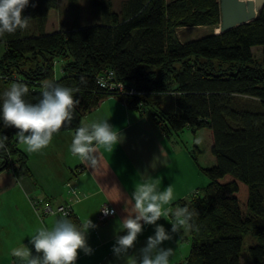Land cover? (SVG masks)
<instances>
[{
	"label": "trees",
	"instance_id": "trees-1",
	"mask_svg": "<svg viewBox=\"0 0 264 264\" xmlns=\"http://www.w3.org/2000/svg\"><path fill=\"white\" fill-rule=\"evenodd\" d=\"M69 1L74 6L76 0ZM89 1L100 9V22L81 26L77 19L47 32L57 0H30L22 11L30 18L28 29L0 47V80L27 85L31 103L40 99L44 80L78 89L76 117L60 130L75 128L108 95L135 110L153 108L166 135L210 129L214 164L200 166L193 156L208 182L172 204L173 211L196 213L189 254L177 264H243L245 236L254 238L247 247L250 264H264V54L252 51L264 47V7L247 23L183 41L179 28L219 25V0H126L119 14L109 0ZM107 69L136 92L98 86L96 77ZM17 131L0 122V135L8 137L0 171L13 166L19 178L30 170Z\"/></svg>",
	"mask_w": 264,
	"mask_h": 264
},
{
	"label": "crops",
	"instance_id": "crops-1",
	"mask_svg": "<svg viewBox=\"0 0 264 264\" xmlns=\"http://www.w3.org/2000/svg\"><path fill=\"white\" fill-rule=\"evenodd\" d=\"M84 117L85 125L108 119L110 125L124 134L123 142L113 145L112 151L97 146L94 166L71 154L74 128L59 130L53 135L51 143L38 152H29L25 145L19 143V148L27 157L30 174L17 178L10 169L0 171V209L15 210L0 217V264H17L10 255L11 249L19 242L31 248L28 240L40 223L51 226L54 220L60 218L55 214L42 215L43 203L53 207L68 205L69 215L80 223L89 217L97 226L89 229L87 235V244L93 253L85 255L78 249L75 264H123L111 249L116 229L126 216L123 209L128 207L135 185L145 180L155 183L160 190L170 185L173 199L165 208H173L175 201L198 189L196 176L199 170L196 163L186 153H177L176 142L170 138L172 133L166 135L161 132L146 107L135 110L118 97L108 95ZM176 134L178 136L179 133ZM208 134L213 141L212 131ZM158 158L162 165L157 164L153 169L151 165ZM210 160L215 162V157L211 155ZM76 199L80 203H74ZM32 200H40L42 204L35 209ZM104 203L114 209V214L99 222L97 215ZM172 222L171 213L157 221L166 229H170ZM153 231L154 226H144L128 254L138 253ZM179 236L173 240V234L171 241L174 245L171 241L163 243L164 247H174L171 264L177 262L175 256L181 259L175 244ZM4 256H8V260Z\"/></svg>",
	"mask_w": 264,
	"mask_h": 264
},
{
	"label": "clouds",
	"instance_id": "clouds-1",
	"mask_svg": "<svg viewBox=\"0 0 264 264\" xmlns=\"http://www.w3.org/2000/svg\"><path fill=\"white\" fill-rule=\"evenodd\" d=\"M29 3L30 0H0V47L6 44L8 36L28 29L30 18L23 16L22 11ZM41 87L40 99L36 103L25 100L29 89L23 83L13 82L0 93V122L4 127L18 129L15 136L29 152L46 148L53 135L62 126L66 127L71 123L75 106L79 103L74 98L78 89L62 86L51 79L44 80ZM123 140L124 134L105 119L77 127L70 151L82 162L94 166L97 146L112 151L113 145ZM7 141V136L0 135V150L6 149ZM157 164L162 165L159 158L151 167L155 169ZM172 199L173 189L170 185L163 190L147 180L135 185L128 207L123 209L126 216L120 221L114 235L111 250L117 260H122L123 264H171L173 249L164 247L163 243L171 241L177 231L195 227L192 221L196 215L187 207L175 211L171 207L165 208ZM74 203L78 204L80 200L76 199ZM100 212L105 216L113 215L114 209L104 205ZM170 213L173 222L170 229H166L157 221ZM146 225L154 226L153 235L147 238L138 253L129 255V250L134 247L138 235ZM96 227L89 217L83 223H76L65 214L54 220L51 226L41 222L28 240L31 248L19 242L11 249L10 255L17 264H75L78 249L85 255L93 253V249L87 244V235L89 229ZM120 232L124 234L119 235Z\"/></svg>",
	"mask_w": 264,
	"mask_h": 264
},
{
	"label": "rangeland",
	"instance_id": "rangeland-1",
	"mask_svg": "<svg viewBox=\"0 0 264 264\" xmlns=\"http://www.w3.org/2000/svg\"><path fill=\"white\" fill-rule=\"evenodd\" d=\"M126 0H109L111 5V9L113 12H116L117 14L121 13L122 11V5L124 4ZM248 5L249 1H245ZM76 5V7H75ZM70 7H75L71 9ZM100 9L96 7H92L89 0H76L74 2V6L70 3L69 0H57V5L55 8H52L48 12L47 20H46V26L45 30L47 32L54 31L57 29H67L71 26L72 23H74L77 19H79V25L85 26L90 25L93 23L100 22L101 18L99 17ZM219 25H205V26H193V27H182L178 29V35L181 40H191L195 38H199L201 36L211 34L213 32L219 31ZM252 51L255 56L262 57L264 54V47L263 46H253ZM55 70L56 75H60L61 71V62L58 61L55 64ZM11 84H5L0 80V93H2L4 90L10 87ZM146 109H149L151 111L153 108L146 107ZM76 117V113L74 111L73 119ZM85 117H83L79 124L74 128L76 130L77 127L85 125ZM211 131L208 128H200L196 130L195 132L185 128L183 131L179 132L178 136L176 133H172L170 138L172 140H175L176 142V151L179 155H188L192 161L195 157L196 160L201 164L202 166H211L214 164V161L212 162L210 160L211 152H210V146H211V139L208 137V133ZM196 148V150H194ZM194 156V157H193ZM188 158V160H190ZM212 162V163H211ZM199 170V168H198ZM200 171V170H199ZM198 171V175L196 176V188H200L204 186L208 182V178L201 172ZM185 198H188L190 196V193H187ZM56 207V206H54ZM9 208H1L0 209V217H4V214L14 213L15 210H7ZM57 215V214H55ZM181 231V232H180ZM180 231H177L174 233V239L177 240L178 235L179 241L177 244V251L181 254V259L179 257L175 256V259L177 260L176 263H181L185 257L189 254L191 243H190V233L189 229H181ZM254 238L251 236H245L244 242L242 245V254H241V262L243 264H250L247 257V247L248 244H251L253 242ZM174 241H171V244L174 245ZM171 248L174 249L172 246ZM8 260V256H4Z\"/></svg>",
	"mask_w": 264,
	"mask_h": 264
},
{
	"label": "water",
	"instance_id": "water-1",
	"mask_svg": "<svg viewBox=\"0 0 264 264\" xmlns=\"http://www.w3.org/2000/svg\"><path fill=\"white\" fill-rule=\"evenodd\" d=\"M263 7L264 0H254L252 7L244 0H219V32L226 31L255 19Z\"/></svg>",
	"mask_w": 264,
	"mask_h": 264
},
{
	"label": "built area",
	"instance_id": "built-area-1",
	"mask_svg": "<svg viewBox=\"0 0 264 264\" xmlns=\"http://www.w3.org/2000/svg\"><path fill=\"white\" fill-rule=\"evenodd\" d=\"M113 75L114 73L112 70H109V71L108 69L104 70L101 74H99L96 77V83L100 87H104L107 90L116 91L120 94L122 93L131 94V93L136 92L133 87L127 88L122 81L114 80ZM14 165L16 166V164ZM12 169H13V166L11 167V170ZM72 192H74V190ZM31 202L35 209L38 207L39 204H42L40 200H32ZM104 205L112 209L105 203L101 205L98 215H97V220L99 222L106 220L110 216V215L105 216L104 214H102V212H100V210L103 208ZM48 214L50 215L57 214L59 217L65 216V214H67L68 216L70 214V207L68 205H59V206L53 207L49 203H43L42 204V215H48Z\"/></svg>",
	"mask_w": 264,
	"mask_h": 264
},
{
	"label": "bare ground",
	"instance_id": "bare-ground-1",
	"mask_svg": "<svg viewBox=\"0 0 264 264\" xmlns=\"http://www.w3.org/2000/svg\"><path fill=\"white\" fill-rule=\"evenodd\" d=\"M244 1H249L250 7H252L254 4V0H244Z\"/></svg>",
	"mask_w": 264,
	"mask_h": 264
}]
</instances>
